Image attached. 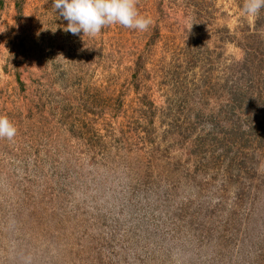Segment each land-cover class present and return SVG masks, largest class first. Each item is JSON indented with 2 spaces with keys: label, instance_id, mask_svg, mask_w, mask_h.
<instances>
[{
  "label": "rangeland",
  "instance_id": "374dc122",
  "mask_svg": "<svg viewBox=\"0 0 264 264\" xmlns=\"http://www.w3.org/2000/svg\"><path fill=\"white\" fill-rule=\"evenodd\" d=\"M244 2L138 0L147 30L90 37L53 0H0V264H264V6Z\"/></svg>",
  "mask_w": 264,
  "mask_h": 264
},
{
  "label": "clouds",
  "instance_id": "9594fccd",
  "mask_svg": "<svg viewBox=\"0 0 264 264\" xmlns=\"http://www.w3.org/2000/svg\"><path fill=\"white\" fill-rule=\"evenodd\" d=\"M138 0H53L55 9L68 21L66 32L72 35L95 37L103 27L119 24L126 28L145 31L153 25L151 17L142 15L137 9ZM264 0H245L244 10L251 16L257 15ZM180 22L191 32L195 23L190 19ZM203 46V45H202ZM200 46V47H202ZM16 126L6 115H0V138L12 140Z\"/></svg>",
  "mask_w": 264,
  "mask_h": 264
}]
</instances>
